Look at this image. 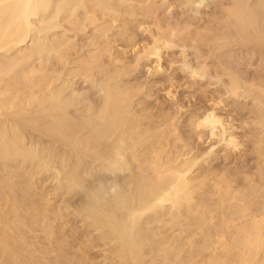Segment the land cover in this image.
Segmentation results:
<instances>
[{"label": "bare ground", "instance_id": "bare-ground-1", "mask_svg": "<svg viewBox=\"0 0 264 264\" xmlns=\"http://www.w3.org/2000/svg\"><path fill=\"white\" fill-rule=\"evenodd\" d=\"M225 1L221 23L200 27L198 20L192 35L191 22L180 27L185 18L181 25L163 23L169 0L162 21L157 0H0V264H264V74L254 72L248 82L244 72L236 73L237 63L227 62L228 56L236 59L238 46L254 49V55L260 51L262 59L264 4L253 0L262 7L255 6L258 24L254 4ZM60 28L84 37L91 31L83 43L90 48L78 55V41L72 43ZM139 31L151 40L142 34L137 39ZM117 36L125 43L117 45ZM171 37L209 47L226 79L227 96L218 93L216 106L198 118L188 115V129L208 128L224 151L243 153L246 145L250 163H236L234 154L236 162H228L225 153L218 164L215 145L201 151L186 130L181 133L178 102L162 107L153 99L152 108L145 101L152 94L142 90L146 84L141 87L137 78V85L125 82L143 61L148 67L149 56L159 62L164 50L165 55L182 44L179 39L172 45ZM186 52H178L180 59ZM202 63L193 77L208 74L209 64ZM217 105L219 113L227 109L226 116L224 110V117L216 113ZM241 116L248 119L237 123ZM48 181L52 185L45 188Z\"/></svg>", "mask_w": 264, "mask_h": 264}, {"label": "rangeland", "instance_id": "rangeland-1", "mask_svg": "<svg viewBox=\"0 0 264 264\" xmlns=\"http://www.w3.org/2000/svg\"><path fill=\"white\" fill-rule=\"evenodd\" d=\"M143 1V0H142ZM161 0H157V6L161 3L162 5H160V11L157 13V16H158V18L160 17V20L162 21V16H163V14L162 13H160L164 8H165V6L167 5L166 4V0H164L163 2H160ZM171 1V2H170ZM181 1H182V3L183 2H186L184 5H185V7L183 8V4L181 3ZM202 1V2H201ZM225 0H189V2H188V0H177V2L176 1H173V0H169V3H171V5H169L170 7H168V5H167V7L164 9V10H166V9H168V10H166V12H164V10L162 11L163 13H166L165 15H164V17H163V23L164 22H170L171 24L173 23V25H175L174 24V22L177 24V23H179V21H183L184 20V18H185V20H184V22H182V24H184L185 23V25H181V22L179 23L181 26L180 27H182L184 30L187 28V27H189V23L191 22V25L193 26L192 28L194 29V30H192V28L191 27H189L190 29L189 30H191V33H192V35H193V33L195 34V29L196 28H200V27H202L201 25H203V24H207V23H209V22H213L212 24H215V22L216 23H221V15H222V13H223V6H224V4H225V2H224ZM253 1V0H252ZM158 2H160V3H158ZM168 2V1H167ZM175 4H174V3ZM181 3V4H179V3ZM193 2V3H192ZM200 2V3H199ZM228 2H229V0H227V4H228ZM244 2H245V0H244ZM244 2H242V3H244ZM249 2H251V0H247V4H249V5H253L251 8H252V10L254 11L253 13H252V11H251V13L252 14H254V15H256V14H259V11L258 10H256V13H255V6H256V9H257V7H258V9L259 8H262V7H260V6H257V5H255V1H253L252 2V4L251 3H249ZM258 2V1H257ZM261 2H262V0H261ZM189 5H188V4ZM246 3L244 4V6H246ZM259 3H260V1L258 2V5H259ZM163 4H165V6H164V8H162V6H163ZM178 4H179V8H176V10H175V7H178ZM257 4V3H256ZM263 4H264V0H263ZM173 5V6H172ZM183 5V6H182ZM199 5V6H198ZM217 5V6H216ZM181 6V7H180ZM191 6V7H190ZM216 6V7H215ZM222 6V7H221ZM226 6V5H225ZM264 6V5H263ZM254 7V8H253ZM180 8H182L183 10H179ZM187 8H189V9H187ZM192 8V9H191ZM198 8H199V10H198ZM201 8V9H200ZM214 8H215V10H214ZM219 8V9H218ZM246 8H250V7H248V5L246 6ZM162 9V10H161ZM186 9H187V12H186ZM190 10V11H189ZM197 10H198V12H202V14L204 15V17L202 16V15H200V13H196L197 12ZM219 10H220V12H219ZM251 10V9H250ZM180 11V12H179ZM181 12H183V15H182V13ZM186 12V13H185ZM209 12H210V14H211V12L213 13V14H215L213 17H212V15L213 14H211L210 16H211V20H210V18H208L209 17ZM262 12V13H261ZM264 7H263V10H260V14H259V16L261 17L260 19H261V21H262V19H263V15H264ZM179 13H181V14H179ZM189 13V14H188ZM192 13V14H191ZM205 13V14H204ZM207 13V14H206ZM158 14H160L161 16H159ZM186 14H188V15H186ZM198 14H199V17H198ZM217 14V15H216ZM182 17H181V16ZM191 15H192V17H191ZM197 16L196 17V19H195V16ZM165 16L167 17V21H165L166 20V18H165ZM178 16V17H177ZM179 16H180V18H179ZM184 16V17H183ZM188 16V17H187ZM207 16V17H206ZM171 18V20H168L169 18ZM191 17V18H190ZM194 17V18H193ZM201 17V18H200ZM257 17V18H256ZM164 18H165V20H164ZM181 18H182V20H181ZM187 18H189V19H187ZM198 18V19H197ZM202 18L203 19H205V20H202ZM214 18V19H213ZM255 18L256 19H259L258 18V16L256 15L255 16ZM175 19V20H174ZM176 19H179V20H176ZM186 19H187V23H188V26H186ZM200 19L203 21V23H202V21H200ZM260 19H259V22H258V24H261L262 22L260 21ZM189 20V21H188ZM191 20H194L195 22H196V24H195V22L194 21H191ZM198 20H199V22H198ZM208 20V21H207ZM210 20V21H209ZM214 20H215V22H214ZM177 21V22H176ZM206 21V22H205ZM220 21V22H219ZM197 22H198V25L200 26H198L197 25ZM205 22V23H204ZM194 23V24H193ZM200 23V24H199ZM202 23V24H201ZM190 25V26H191ZM216 25V24H215ZM261 25H264V23L263 24H261ZM261 25H260V29L261 30H264L263 28H264V26H262L263 28H261ZM183 26H185V27H183ZM195 26H197L196 28H194ZM89 28H91V27H89ZM198 29H196V30H198ZM56 30V32H57V34L58 33H60V32H62L63 34H64V32H65V30L64 31H62V29L60 28V32L58 31V29H55ZM55 30H52V31H55ZM88 30V29H87ZM87 32V31H86ZM84 33L83 35H85L86 34V39H89V37H90V34H91V31L89 32V30H88V32L87 33ZM188 32H190V31H188ZM61 33V34H62ZM67 34V37L69 38V39H71L70 41H72V43H74V39H75V42L76 41H78L79 42V44H78V42H76V46H77V49H81L82 50V52L80 53V51H79V54L78 55H81L82 53L84 54L85 53V51H87L88 50V45H87V43H88V40L86 41L85 40V37L84 36H80V35H74L72 32H71V34H73V36L70 34V33H67V32H65V35ZM68 34L69 35H71L72 36V38H71V36H68ZM87 34H89V35H87ZM92 34H93V30H92ZM141 34L143 35L142 37H146V38H148V39H144V41H150L151 39L148 37L149 35H147L146 36V33H141L140 31L138 32V36H137V39H138V37L140 36V38H139V40H141ZM74 36H75V38H74ZM78 36H79V40H81V42L78 40ZM80 37H81V39H80ZM119 36H117V40H118V42L116 43L117 45H119L120 46V44H124L125 42H124V40H123V38L121 37V39H122V43H120L121 42V39H120V37L118 38ZM82 38H84V40L82 39ZM91 38V37H90ZM174 38V37H173ZM172 37H171V39L169 40L170 42H174L175 44H178V42H179V39L180 38H177V40H175V38L173 39ZM142 39V40H143ZM150 39V40H149ZM173 39V40H172ZM233 40H235L236 41V39L235 38H233ZM232 40V41H233ZM87 42L86 44H83V43H85V42ZM175 41H177V43L175 42ZM180 41H182L181 43L182 44H180V42H179V44H178V46L177 45H175V48H174V46H173V49H169V51L168 50H166V52L168 51V53H165V55H164V52H165V50H164V52H163V49L161 50V52H163V53H161V58L159 59L160 61L159 62H156V58L154 57V59L152 58V56H149L150 58H148V60H149V62H148V64L149 65H147L148 67H146V63L147 62H145V61H143V65L141 64L140 66H139V68H138V70L134 73V74H132L131 76H129V77H124V79H125V82H128V81H131V83H133L134 82V80H136L135 78H137V79H139V80H137V81H139V83H138V85L139 84H143L144 83V85L146 84V88L147 89H144V87H143V93L145 92V93H147L146 91L147 90H149V94H152V95H150L151 97L150 98H148V97H145V101L148 103V105L150 106V107H157V106H162V105H164L165 104V106H166V104H168V102H169V104L170 105H168L167 107H170V106H172V104H171V101L173 102V101H175L174 103V105L176 106L177 105V102H178V106L181 108L180 110L181 111H183V112H181L180 110L178 111V113H177V116H176V118H178V120L176 121L177 122V125H178V123H179V126L178 127H183V131L181 130V128H180V131H181V133H183L184 134V130H186L187 131V136H186V138L187 137H189V135H190V137L192 138L191 140H189V142H192V141H194V140H196V141H194V142H192V144H194V147L195 146H197V149H200L201 151H204L203 150V148L205 149V145H208V143H209V146L210 145H215V146H213L214 148H213V151H214V153H216V155L215 156H217V154H218V157H217V163L218 164H222V162H223V156H224V159L227 157V156H229V160H228V162H230L231 161V158L232 159H234L233 158V154H234V156H236V158L234 159V160H238L236 163H240L241 161H243V162H247V163H250L251 162V157L249 156V153L248 152H244L245 150H244V148L246 149V145L244 146V148H243V153L245 154L246 153V156L245 155H243V156H241V151H242V149L240 150V154L237 152H234L233 150H231V149H229V150H226V151H224V148L222 147L223 146V144L222 143H215L216 142V140H214V137H210L208 134H209V132H208V128H204V129H201V130H199V129H193V128H191V130H195L197 133H199L200 135H201V138H197V136H196V133H195V131L194 132H192L190 129H188L189 128V126H190V124H191V122L188 120L187 121V118H188V115L191 117V116H193L194 115V117H196L197 116V118H198V115H199V117L200 116H202L205 112H206V110L208 111V109L209 110H211V109H213L216 105L214 104V102L217 100V98L221 95H224L225 97L227 96L226 94H224L225 93V86H224V80L226 81V79H225V77H223V75H222V72H221V68L223 69V66H221L220 65V62H219V59H217L216 58V56L213 54L214 52L211 50V49H209V47L208 46H206V47H208V48H205V46H204V48H202L203 46L201 45V43H199L200 45H201V48L199 47V50L198 49H196L195 47H196V45L197 44H194V43H197L196 41H193V44L192 43H190L192 40H187L191 45H192V47H194L193 48V50H192V48H191V46H190V44L188 45V42L186 41V39L185 40H182V39H180ZM186 41V43L185 44H187V46L189 47L190 46V48L189 49H186V48H188V47H186L185 49L184 48H182L181 49V47L184 45L183 44V42H185ZM172 42V43H173ZM118 43H120V44H118ZM139 44H140V42H138ZM142 43V42H141ZM174 43L172 44V45H174ZM236 43H237V41H236ZM75 44V43H74ZM78 44V45H77ZM171 44V43H170ZM197 45V46H200V45ZM80 45V46H79ZM141 45V44H140ZM238 44H236V46H237ZM84 46H88V47H86V49H84L85 47ZM181 46V47H180ZM233 46H235V42H234V45ZM79 47V48H78ZM84 47V48H83ZM166 47V46H165ZM172 47V46H171ZM248 47V46H247ZM244 48V49H240L239 48V46L238 47H236V51L237 50H239L238 51V53L236 52V51H234V49L232 50L231 48H230V51H234V53L235 54H237V56H238V54L241 56V58L242 59H240V56H238L239 57V60H240V62H241V60H243L241 63H242V66H239V70L241 71V69H242V73L241 72H237V70H238V60H237V56L234 54V53H232V55L234 54V57H236V59L235 58H233V56L231 57L230 56V58H229V56H228V59H230L229 61H227L228 59L226 58V61L227 62H229L230 63V66L231 67H234V64H236V69H235V71H236V73H240V74H243V72H244V75L246 74L248 77L246 78V75L244 76V79H248L249 81L248 82H250V80L253 78V76L252 75H254V72H255V75H254V77H256L258 74H261L260 76H263V74H264V62H262V61H264V60H262L263 58H264V53H262V51L263 50H261V55L263 54V56H262V59H261V56L259 57V55H260V51H259V53H256V55H254L253 53H254V49L252 50V48H251V53H250V47H248V48ZM90 48V47H89ZM168 48H169V46H168ZM198 48V47H197ZM233 48V47H232ZM166 49H167V47H166ZM200 49H201V51H200ZM204 49V50H203ZM208 49V51H210L209 53L207 52V54H208V56H209V54L211 55V57L209 56V59H208V57H206V55H205V53H206V50ZM245 49H246V51H245ZM85 50V51H84ZM183 51V53H185L186 52V50H187V52H186V55H187V59H188V61H187V59L185 58L184 60H185V64L184 65H182V64H179L178 63V61L179 60H182V59H180L181 58V56H183V54L182 55H180L178 52L180 51L181 53H182V51ZM191 50V51H190ZM78 51V50H77ZM84 51V52H83ZM197 51H198V53H197ZM255 51H256V49H255ZM258 51H256V52H258ZM172 52H173V55H172ZM191 54H190V53ZM201 53V55H202V53H204V56H201L200 55V53ZM212 52V53H211ZM240 52V53H239ZM243 52H245V54L243 53ZM248 52V53H247ZM78 53V52H77ZM193 53V54H192ZM247 53V54H246ZM82 54V55H83ZM130 54V53H129ZM162 54H163V57H162ZM168 56H167V55ZM169 54H170V56H169ZM190 54V55H189ZM242 54H244V56L242 57ZM257 54H259V55H257ZM185 55V54H184ZM230 55H231V53H230ZM164 56H165V58H164ZM171 56H172V58H171ZM175 56V57H174ZM179 56V57H178ZM200 56H201V59H199L200 58ZM177 57H178V60H177ZM185 57V56H184ZM205 57V58H204ZM171 58V60H168V59H170ZM183 58V57H182ZM198 58V60L196 61V59ZM202 58H203V60H202ZM214 58V59H213ZM243 58H245V59H243ZM147 59V58H146ZM151 59V60H150ZM213 59V60H212ZM216 59V60H215ZM167 60V61H166ZM174 60H177V62H176V64H177V67L179 66V65H181V67L179 66V68L180 69H178L177 67H176V64H175V62H174V64H173V62H169V61H174ZM184 60H182V61H184ZM189 60H191V62L193 61V62H195L196 61V64L194 65V67H193V62L191 63V65H189ZM200 60V61H199ZM204 60H205V65H208L209 64V71H211V72H209L208 71V74H209V77L207 76V78H206V75H208V74H206V75H204V76H202V79H201V77L197 74H195V77H193L194 76V72H193V70H195V68H199V67H201V63H202V61H203V65H204ZM206 60H207V63H206ZM210 60H212V61H210ZM215 60V61H214ZM234 60H236L237 62H232V61H234ZM155 61V64L156 65H154L153 64V62ZM187 61V62H186ZM180 62V61H179ZM201 62V63H200ZM233 63V66L231 65L232 63ZM247 62V63H246ZM157 63H159V65L157 64ZM171 63V64H170ZM200 63V64H199ZM218 63V64H217ZM244 63L246 64V65H244ZM263 64V67H262V64ZM160 64H161V67H160ZM169 64H170V69H169ZM145 65V66H144ZM151 65H152V69L153 70H155L153 73H156V75H154L153 76V73H152V69L150 68L151 67ZM202 65V66H203ZM211 65V66H210ZM212 65H214V66H212ZM143 68H142V67ZM150 66V67H149ZM153 66H157L156 68L155 67H153ZM160 67V69H159V67ZM168 66V67H167ZM173 68H172V67ZM187 66H188V69L190 70V72H189V70H187L186 71V69H187ZM193 68H192V67ZM197 66V67H196ZM220 66H221V68H220ZM145 67H146V69H145ZM176 67V68H175ZM185 68V70H184V72L182 71L183 69L182 68ZM189 67H191V68H189ZM219 67V68H218ZM147 68H148V71H146L147 70ZM151 70H150V69ZM162 68V69H161ZM172 68V69H171ZM177 70H175V69ZM145 69V70H144ZM159 69V71H156V70H158ZM166 69V70H165ZM212 69V70H211ZM216 69V70H215ZM233 68H232V71L234 70ZM261 69H262V71H261ZM163 70H164V72H163ZM172 70V71H171ZM219 70V71H218ZM238 70V71H239ZM144 71V72H143ZM146 71V72H145ZM179 71H181V72H179ZM260 71V72H259ZM151 72V73H150ZM171 72V73H170ZM176 72V73H175ZM185 72H187L188 73V75H186V77H184V75H185ZM216 73V77H215V73ZM256 72H258V74L256 73ZM137 73H138V75H137ZM170 73V74H169ZM190 73V74H189ZM192 73H193V75H192ZM213 73V74H212ZM163 75V77H162V75ZM184 74V75H183ZM218 74H220V76H218V77H220V79H221V81L223 82H221L220 80H219V82H218V80H215V78H217V75ZM239 74V76L240 77H242L243 75H240ZM141 75V76H140ZM166 75H169V76H166ZM172 75H176L175 77L174 76H172ZM222 75V76H221ZM237 75V74H236ZM138 76H139V78H138ZM157 76H158V78H157ZM164 76H165V78L167 79H169V81L168 82H166V79L164 78ZM171 76V79L169 78ZM191 76L193 77L192 78V81H191ZM214 78H213V77ZM143 77V80L141 79V78ZM161 77V79H159ZM199 78V79H194V78ZM250 77H252L251 79H250ZM128 78V79H127ZM164 78V79H163ZM174 78V79H173ZM211 78V79H210ZM157 79V80H156ZM167 79V80H168ZM173 79V80H172ZM219 79V78H218ZM243 79V78H242ZM127 80V81H126ZM150 80V81H149ZM154 80L156 81L155 83H154ZM175 80V81H174ZM195 80V81H194ZM133 81V82H132ZM137 81H135L134 83L136 84L137 83ZM153 81V82H152ZM161 81H165V82H161ZM174 81V82H173ZM199 81V82H198ZM217 81V82H216ZM243 81V80H242ZM158 82H160V83H158ZM173 82V83H172ZM192 82V83H191ZM193 82H194V84H193ZM196 82H198V83H196ZM221 82V83H220ZM244 82H247V81H244ZM244 82H242V83H244ZM247 82V83H248ZM130 83V82H129ZM162 83V86L160 85ZM163 83H165V85L163 84ZM168 83V84H167ZM170 83H172V85H171V87H170ZM190 83H191V85H190ZM202 83V84H201ZM246 83V84H247ZM142 84H141V87H142ZM249 84V83H248ZM248 84L246 85V87H247V89H248ZM137 85V84H136ZM163 85H164V87H163ZM167 85V86H166ZM192 85H194V86H192ZM204 85V86H203ZM220 85H222V86H220ZM244 85V84H243ZM199 86V87H198ZM245 86V85H244ZM152 87V88H151ZM167 87H168V89H167ZM224 87V88H223ZM149 88V89H148ZM245 88V87H244ZM153 91V92H150L151 90ZM169 89H170V92L172 91L173 92V94H175V96L173 97V96H171L170 94H168L169 95V97H168V95H167V90L169 91ZM173 89V90H172ZM220 89H223V91H220ZM217 90V91H216ZM166 91V92H165ZM220 91V92H219ZM248 91V90H247ZM222 92H223V94H222ZM155 93V94H154ZM166 93V94H165ZM218 93H220V95L218 94ZM141 94H142V92H141ZM148 94V93H147ZM146 94V95H147ZM207 94V95H206ZM214 94V96L215 95H217L216 97H214L213 96V98H212V95ZM252 94V93H251ZM163 95H164V97H163ZM143 96H145V95H141L140 97H141V99L143 98ZM148 96V95H147ZM171 96V97H170ZM224 96H223V99H224ZM158 97V98H157ZM166 97H168V99H170V101H168V99L166 98ZM208 97V98H207ZM210 97H211V99H210ZM149 100H148V99ZM164 98V103L163 104H161L162 103V100L161 99H163ZM172 98H173V100H172ZM174 98H176V99H174ZM196 98V99H195ZM207 98V99H206ZM249 98V97H248ZM248 98H246L247 99V102H248V104L250 105V102H249V100H248ZM250 98H252V96H250ZM249 98V99H250ZM155 100V102L156 101H160V104H158L157 105V103H156V105L157 106H154L155 105V102H154V100ZM156 99H158V100H156ZM165 100H166V102H165ZM179 100L181 101V102H179ZM194 101H195V103H194ZM212 101V102H211ZM251 101H252V103L251 104H255V102L253 103V100L251 99ZM152 102H154L152 105H151V103ZM190 102V103H189ZM208 102H210L211 103V105H210V103H208ZM203 103V104H202ZM184 105L183 107H185L186 106V108H183L182 107V105ZM194 104V105H193ZM198 104V105H197ZM200 104H201V106H200ZM192 105H193V108H191L192 107ZM207 105V106H206ZM248 105V106H249ZM164 106V107H165ZM210 106V107H209ZM211 106H213V107H211ZM222 106V105H221ZM163 107V106H162ZM166 107V108H167ZM199 107H200V110H199ZM220 107V105H217V108H215L214 110L216 111V113L217 114H220L221 116H223V114H222V112H223V110H224V116H226V111H227V109H226V111H225V108H224V106H222V108H223V110L221 109V111L222 112H218V110L220 109L219 108ZM188 108V109H187ZM198 108V109H197ZM227 108V107H226ZM249 108H250V106H249ZM183 109V110H182ZM196 109V110H195ZM203 109H204V111H203ZM189 110V111H188ZM186 111H188V112H186ZM197 111H198V113H197ZM247 112L248 111H242V114L245 116V114H247ZM186 113V114H185ZM192 113V114H191ZM194 113V114H193ZM197 113V114H196ZM200 113H201V115H200ZM181 116H180V115ZM183 114H184V116H183ZM240 115H241V112H240ZM178 116H180V117H178ZM183 116V117H182ZM223 116V117H224ZM247 117H249L248 116V114L246 115ZM186 117V118H185ZM247 117H243V116H241V118L239 119V120H237L236 122L237 123H240V121L241 120H243V119H245L246 118V120L248 119ZM180 118V119H179ZM182 118V119H181ZM197 118H193L192 120L193 121H195ZM185 119V120H184ZM183 121V122H182ZM187 121V122H186ZM235 122V121H234ZM236 124V123H235ZM185 125V126H184ZM237 125V124H236ZM188 126V127H187ZM190 127H192V125L190 126ZM186 128V129H185ZM185 131V132H186ZM188 131H189V134H188ZM201 131V132H200ZM191 133V134H190ZM202 133V134H201ZM193 134V135H192ZM184 135H186V133L184 134ZM195 135V136H194ZM240 134H238V136H239ZM190 137H189V139H190ZM208 137V138H207ZM198 140H197V139ZM205 138H206V141H205ZM211 138V143H210V139ZM240 138V140H241V137H239ZM200 140H202V141H200ZM199 141V142H198ZM196 142V143H195ZM199 145V147H198V145ZM202 144V145H201ZM222 144V145H221ZM217 145H221V146H217ZM201 147V148H200ZM203 147V148H202ZM220 147V148H219ZM207 148H208V146H207ZM206 148V149H207ZM216 148V151L218 152V151H220L219 153H217V152H215V149ZM205 149V150H206ZM220 149V150H219ZM222 150V151H221ZM232 151H233V153H232ZM231 152V153H230ZM227 154V156H226V154ZM242 153V154H243ZM220 154H222V155H220ZM224 154V155H223ZM237 154H239L240 155V157H243V159L241 160L239 157H238V155ZM220 156H221V158H222V160H218V158L220 159ZM231 157V158H230ZM237 157H238V159H237ZM239 160H240V162H239ZM225 162H226V160H225ZM231 162H234L233 160L231 161ZM234 162V163H235ZM48 183H49V181H48ZM48 183H46L45 184V188H47L48 186L49 187H51V185H52V182L51 183H49V185H48ZM91 252L92 253H95V250H93V251H90V254H91Z\"/></svg>", "mask_w": 264, "mask_h": 264}]
</instances>
